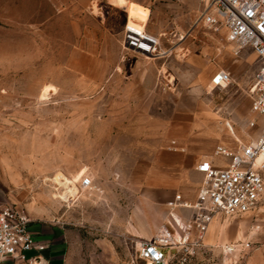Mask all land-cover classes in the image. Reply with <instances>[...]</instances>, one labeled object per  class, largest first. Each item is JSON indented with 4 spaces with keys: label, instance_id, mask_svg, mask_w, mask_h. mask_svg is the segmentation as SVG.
I'll use <instances>...</instances> for the list:
<instances>
[{
    "label": "rangeland",
    "instance_id": "rangeland-1",
    "mask_svg": "<svg viewBox=\"0 0 264 264\" xmlns=\"http://www.w3.org/2000/svg\"><path fill=\"white\" fill-rule=\"evenodd\" d=\"M128 1L163 53L155 91L151 58L122 47L127 16L114 0H0V203L57 233L67 264H147L138 247L160 218L146 183L182 170L199 190L193 166L224 164L217 145L236 150L261 129L249 47L236 54L224 30L192 27L200 0ZM219 70L230 82L211 89ZM83 176L92 188L65 200L60 179ZM238 244L248 247L226 255ZM187 264H264V206L216 216Z\"/></svg>",
    "mask_w": 264,
    "mask_h": 264
},
{
    "label": "built area",
    "instance_id": "built-area-1",
    "mask_svg": "<svg viewBox=\"0 0 264 264\" xmlns=\"http://www.w3.org/2000/svg\"><path fill=\"white\" fill-rule=\"evenodd\" d=\"M202 8L192 25H202L213 32L224 30L226 41L232 43L237 54L249 47L257 56L259 68L249 89L252 111L261 118V129L251 143L236 150L217 145L216 159L202 161L196 170L202 175L195 204L170 203L171 209L182 207L192 210L187 218L171 222L152 240L139 244L138 257L147 264H187L205 240L214 218L255 212L264 206V0H200ZM122 47L145 58L161 56L160 43L144 30L139 32L125 25ZM230 75L217 71L209 87L224 88ZM60 179V178H59ZM61 182L64 199H73L81 191L92 188L88 176ZM59 185V183H58ZM180 200L179 196L175 197ZM27 211L13 204L0 206V264H50L45 256L48 245L38 240L31 231ZM248 245H228L226 255H233ZM244 248V249H245ZM174 250V254H169ZM26 252L32 255L26 256Z\"/></svg>",
    "mask_w": 264,
    "mask_h": 264
},
{
    "label": "crops",
    "instance_id": "crops-1",
    "mask_svg": "<svg viewBox=\"0 0 264 264\" xmlns=\"http://www.w3.org/2000/svg\"><path fill=\"white\" fill-rule=\"evenodd\" d=\"M119 0H114L112 6L115 9H123L126 12L127 16V25L131 28H134L139 31H143L146 25L147 15H143V19L137 18V15L140 13L139 3L125 0L131 2V5L125 7L118 4ZM141 6V5H140ZM127 8V9H126ZM136 17V18H135ZM155 38V34H148ZM161 49V47H160ZM152 62H149V70L152 72L150 76H147L151 89L156 90L155 84L158 79L156 72H159V64L156 63L161 60L160 56L149 59ZM138 76H133L136 79ZM146 76H141L142 82ZM137 82V80L135 81ZM155 88V89H154ZM152 96V94H151ZM197 165L192 168L195 171L196 175L202 176L197 170ZM158 177L156 176L155 180L145 185V195L148 196V209L159 213L160 223L155 226L154 238L163 228H167L166 222H171L170 214H172L176 219L187 218L192 214V210L185 209L182 207H177L171 209L170 203H182V200L187 202L190 205L195 204L198 193V179L189 180V177L181 170L180 176L177 180L169 181V176L163 171L159 172ZM201 179V178H199ZM176 196H180V200H175ZM3 203H0V206ZM31 231L36 235L39 241L48 245V249L45 252V256L49 259L50 264H67L68 250L66 244L61 238L57 237V233L54 234L53 230L48 229L46 226L40 223L30 224ZM208 233V232H207ZM207 237V234L205 238ZM151 238V239H152Z\"/></svg>",
    "mask_w": 264,
    "mask_h": 264
},
{
    "label": "bare ground",
    "instance_id": "bare-ground-1",
    "mask_svg": "<svg viewBox=\"0 0 264 264\" xmlns=\"http://www.w3.org/2000/svg\"><path fill=\"white\" fill-rule=\"evenodd\" d=\"M133 29H134V28H133ZM134 30H136V29H134ZM136 31H139V30H136ZM139 32H141V31H139ZM67 183H68V181L65 180V186H66Z\"/></svg>",
    "mask_w": 264,
    "mask_h": 264
}]
</instances>
